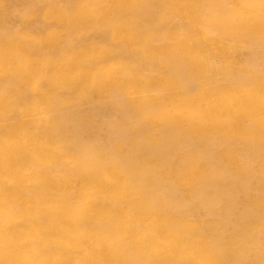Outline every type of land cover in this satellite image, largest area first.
Returning <instances> with one entry per match:
<instances>
[{"label": "bare ground", "instance_id": "1", "mask_svg": "<svg viewBox=\"0 0 264 264\" xmlns=\"http://www.w3.org/2000/svg\"><path fill=\"white\" fill-rule=\"evenodd\" d=\"M0 264H264V0H0Z\"/></svg>", "mask_w": 264, "mask_h": 264}]
</instances>
